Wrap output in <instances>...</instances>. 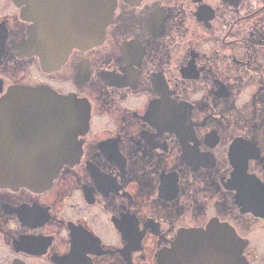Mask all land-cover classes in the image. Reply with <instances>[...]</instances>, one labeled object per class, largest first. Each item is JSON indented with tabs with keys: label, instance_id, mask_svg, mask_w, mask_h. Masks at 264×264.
Masks as SVG:
<instances>
[{
	"label": "flooded vegetation",
	"instance_id": "flooded-vegetation-1",
	"mask_svg": "<svg viewBox=\"0 0 264 264\" xmlns=\"http://www.w3.org/2000/svg\"><path fill=\"white\" fill-rule=\"evenodd\" d=\"M24 6L0 0V95L45 85L90 119L50 187L0 186V264H264V0H116L52 70Z\"/></svg>",
	"mask_w": 264,
	"mask_h": 264
},
{
	"label": "water",
	"instance_id": "water-1",
	"mask_svg": "<svg viewBox=\"0 0 264 264\" xmlns=\"http://www.w3.org/2000/svg\"><path fill=\"white\" fill-rule=\"evenodd\" d=\"M15 2L26 5L23 17L34 22L28 52L52 70L62 65L74 47L90 48L103 39L116 0ZM89 115L87 101L62 95L54 88L10 86L0 95V186L50 187L62 167L78 160L81 142L77 136L87 130ZM191 234L182 235L170 255H178L180 245L185 247Z\"/></svg>",
	"mask_w": 264,
	"mask_h": 264
}]
</instances>
